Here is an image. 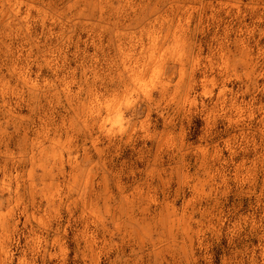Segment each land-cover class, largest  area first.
Returning <instances> with one entry per match:
<instances>
[{
  "label": "rangeland",
  "instance_id": "1",
  "mask_svg": "<svg viewBox=\"0 0 264 264\" xmlns=\"http://www.w3.org/2000/svg\"><path fill=\"white\" fill-rule=\"evenodd\" d=\"M0 264H264V0H0Z\"/></svg>",
  "mask_w": 264,
  "mask_h": 264
}]
</instances>
